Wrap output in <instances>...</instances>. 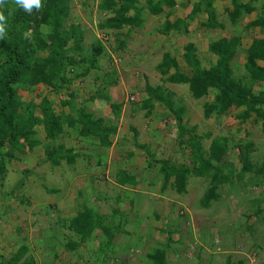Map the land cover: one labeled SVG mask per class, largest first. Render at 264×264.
<instances>
[{"label":"rangeland","instance_id":"rangeland-1","mask_svg":"<svg viewBox=\"0 0 264 264\" xmlns=\"http://www.w3.org/2000/svg\"><path fill=\"white\" fill-rule=\"evenodd\" d=\"M102 1L73 0L70 18L64 24V31H68L71 24L79 27L78 36L68 43L79 42L81 45L80 53H68L77 61V65L67 71L72 84L60 94L39 85L35 90L20 89L18 96L20 101L29 104L40 102L46 95L53 112L65 121L71 110L64 102L70 94H75L77 107L83 106L94 120L98 116L109 120L103 125L115 126L117 130L109 136L110 146H102L98 138L79 136L75 128L68 129L67 126L58 138L49 139L45 126L40 124L35 127L33 137L39 142L37 146L30 149L20 142V148L14 149L12 158L5 156L11 150L9 145L2 149L0 161L4 162L6 171L0 177V264H9L22 248L26 251L18 264L24 261L31 264H148V252L160 248L168 239L171 240L167 250L168 264H264V177L237 175L242 168L239 155L248 142L253 143V164L257 170L264 167L262 121L251 119L243 123L236 118L243 108L236 107L230 114H213L206 118L204 104L213 99V93L194 99L188 85L164 82L159 73V85L172 92L176 106H184L186 127L199 137L209 135L202 139L203 152H208L213 139H228V154L218 168L231 180V184L220 186L219 200L209 207L203 200L210 177L191 174L183 194L172 187L173 179L164 188L162 176L156 167L149 166L147 153L139 146L149 145L155 156L169 159L177 166L193 167L192 148L186 141L190 138L185 134L182 138L186 145H179L175 118L165 107L154 105L149 117L145 115L146 110L140 108L146 96L145 86L152 76L144 77V73L132 68L137 63H128L115 52L119 50L123 36L116 38L115 33V37L109 34L106 37L100 32V22L112 16L103 17L98 12ZM190 1L173 13L174 18L187 20V28L181 27L168 36L166 42L163 37L159 38V53L169 51L180 67L188 69L183 54L185 47L193 43L201 66L209 68L216 61L209 51L211 42L238 35L240 45L232 64L238 75L242 74L246 48L254 37L264 38L260 28L246 29L257 13L233 26L226 12L227 8H232L231 0H214L217 19L225 27L211 30L202 25L208 17L204 4L203 10L193 20H188L197 0ZM157 23L163 24L161 20ZM97 44L102 45L104 51L95 68L85 77L75 78L77 72L91 66L93 47ZM82 57L87 61L82 62ZM258 64L264 66V63ZM156 71V65L151 63L148 72ZM133 76L139 79L133 80ZM156 83L151 80L153 86L158 85ZM260 87L261 83L256 84L254 92ZM98 92L106 102L99 111H94L93 102L87 99ZM112 102L121 104V109L112 117L106 116ZM110 108L112 113V106ZM59 145L74 150L76 160L73 164L64 160L53 166L47 159V153ZM124 173L126 178H131L129 182L135 178L138 184H124ZM86 206L103 217V223L110 231H115L116 226L127 231L116 235L113 240L116 248L111 246L105 261L103 253L101 257L98 253L99 244L104 240L100 229H95L87 241L79 243L77 256L64 246L70 241H80L70 227V220Z\"/></svg>","mask_w":264,"mask_h":264},{"label":"trees","instance_id":"trees-1","mask_svg":"<svg viewBox=\"0 0 264 264\" xmlns=\"http://www.w3.org/2000/svg\"><path fill=\"white\" fill-rule=\"evenodd\" d=\"M73 0H44L43 7L39 12L35 9L33 14L29 15L23 10L16 9L10 18V32L6 40H0V154L7 145L11 147L5 153V156L12 158L14 149L20 148V142L32 149L39 144L33 139L36 135L35 127L43 124L49 139H56L61 135L67 126L75 128L82 137H96L102 146H110L109 136L117 130L115 126L103 125L102 119L94 120L93 116L82 106L77 107L74 101L75 94H70L69 99L64 105L70 107V114L66 120L57 116L51 107L48 97L45 95L40 102L25 103L20 101L18 92L20 89L35 90L39 85H44L49 92L60 94L62 89L70 86L72 80L67 78L69 67L77 65L76 58L69 56V52L80 53L81 45L74 42L69 45V41L78 36L79 27L69 25L70 29L64 31V24L70 18L71 5ZM214 0H198L192 6V11L188 20H193L195 15L202 11V4L207 13V20L202 25L211 30L223 29L225 25L218 21L217 14L213 7ZM232 8H227L228 19L233 26L243 21V19L253 13L257 17L246 25V29L260 28L264 31V0H231ZM8 8L14 7V0H7ZM136 0H103L98 8L107 14H112L99 25L101 30L118 29L123 25L139 26L141 20V9L136 6ZM163 5L172 8L176 5V0H159V3H149L147 9L153 14H159L163 10ZM134 9L136 15L133 18H126L125 14ZM7 11V9H6ZM186 19H178L174 23L166 22L165 28L161 31L168 35L170 32L179 30L181 27L187 28ZM41 25L48 29L47 35H42ZM31 30V37L24 38L23 33ZM240 45L238 35L214 40L209 45V51L216 57V61L209 67L201 66V60L196 53V47L193 43L185 47L183 54L184 61L188 69L180 67L176 58L166 52L159 63L158 71L162 75L164 82L188 85L189 91L194 99H202L213 93V99L204 104V115L210 118L211 115L230 114L233 107L243 108L236 114V118L243 123L251 119L255 122L262 121V131L264 132V38L254 37L250 46L246 48V62L244 72L238 75L232 64ZM103 46L97 44L93 47L91 66L84 68L81 73H76L75 78L85 77L91 69L95 67L98 57L102 54ZM41 53L45 54L44 56ZM87 61L82 57V62ZM72 69V68H70ZM173 70V72H172ZM261 86L259 91L254 92L256 84ZM145 90L148 99L141 102L140 108L146 110V116L152 115L154 102H159L160 106L165 107L170 112L176 122L179 130L180 146H185L186 141L190 143L191 161L193 167L187 165H176L169 159L155 156L149 145H140L139 147L146 151V160L150 167H156V170L163 178L164 188L173 179L172 187L177 193L186 192L188 178L191 174L199 177H210V184L206 189L203 204L206 207L211 206L214 201L219 200L218 190L221 185L231 184L229 176L221 174L218 164L223 163V159L228 154V139L218 137L212 140L208 152L202 151V139L205 136H197L194 131L188 129L183 123L184 106H176L172 100V92L166 91L163 85L152 86L146 84ZM100 100V92L87 100ZM112 113L115 114L121 109V104L112 103ZM40 110L37 113V110ZM22 111V115L19 112ZM165 113V112H163ZM254 117V119H253ZM66 125H65V123ZM188 134L189 140L182 137ZM253 143L248 142L244 145L243 152L240 153L242 168L238 177L251 175L264 177V167L257 170L251 158V149ZM205 154L208 157H205ZM47 159L58 166L60 162L66 161L73 164L76 160V154L72 148L64 149L59 145L56 150L47 153ZM5 164L0 161V177L5 173ZM124 178L125 173H124ZM123 179L124 184L137 185V180L132 178ZM259 213H261L259 211ZM70 227L75 231L80 241H70L65 244V248L77 256L79 243L87 241L95 229L103 231L104 240L99 244V257L103 253V260L114 247L113 240L119 232L127 231L122 226L114 227L115 231H110V227L105 226L103 217L89 207L70 220ZM132 234L128 235L131 236ZM171 240L160 248H154L147 254L148 264H168L167 250ZM116 247H114L115 249ZM110 250V251H109ZM26 248H22L19 253L9 261V264H18ZM106 251H108L106 253ZM230 263L231 260L229 259ZM21 264H31L30 261H24Z\"/></svg>","mask_w":264,"mask_h":264},{"label":"crops","instance_id":"crops-1","mask_svg":"<svg viewBox=\"0 0 264 264\" xmlns=\"http://www.w3.org/2000/svg\"><path fill=\"white\" fill-rule=\"evenodd\" d=\"M151 2L153 4H157V3H159V0H136L135 5L140 7L141 9H143V11H141L142 22L139 26L123 25V26L119 27L118 29H105V30H101L99 28V26H98V28H99L101 33L105 34V36L107 34H109V36L115 37V33L117 35L116 38H119V36H121V37L123 36V39H121V42L119 43V46H118L119 50L115 51V52H117L118 54L120 53V56L122 57V59H124V60L127 59L126 61L128 63H137L136 65H132V66H134L132 68L140 70L142 73H144V75H145V76L143 75L144 77L147 78V77L152 76L149 78V81H148L150 85H152L151 84L152 79H154L157 82L156 84L159 85V71L157 69L159 66V54H162L161 55V58H162V56L165 52H169V51H165V52L159 53V38L163 37L164 38L163 41L166 42V38L168 36H172L174 34V32L177 30L170 32L168 35L163 34L161 31L164 29L163 27L165 26L166 22L174 23L177 19H179L178 17L174 18L173 13L177 9H181V8L185 7L186 4H190L191 1L190 0H176V5L172 8L168 7L167 5H163V7H162L163 11L159 14H156V15L151 13V11L149 9H147V6ZM186 10H188V8ZM98 12L103 17H105L107 15V13H105V12L104 13L100 12V11H98ZM112 14L113 13H111V15ZM135 15H136V11L134 9H130L125 14V17L126 18H128V17L133 18ZM107 18H105L104 20H106ZM159 20H161L163 22L162 25L157 23ZM103 21L100 23H103ZM118 32H120V34H117ZM154 34H156V36H154ZM106 39L107 38H105V40ZM252 40H251V42H252ZM102 43H103V45L105 44L103 40H102ZM103 51H104V49H103ZM97 63H98V60H97ZM151 63L153 66L156 65L157 71L155 73L148 72V69L151 66ZM260 63H263V62H260ZM132 79L134 80L135 76H133ZM138 79H139V77H136L135 80L137 81ZM158 85H156V86H158ZM173 85H178V84H173ZM145 95L146 96L142 99V101L148 99V94H147L146 90H145ZM91 102H93V104H92L93 110L99 111L102 103H104L106 101L103 97H101L100 100L98 99V100L91 101ZM112 103H116V102H112ZM154 105L159 106V102H154ZM110 106H111V103L108 105L109 109L106 111V116L112 117L114 114L111 113ZM97 119H102L103 122L109 121V120H105V118L100 117V116H98ZM134 131L136 132V130H134Z\"/></svg>","mask_w":264,"mask_h":264},{"label":"clouds","instance_id":"clouds-1","mask_svg":"<svg viewBox=\"0 0 264 264\" xmlns=\"http://www.w3.org/2000/svg\"><path fill=\"white\" fill-rule=\"evenodd\" d=\"M43 2L44 0H14V7L8 8L7 0H0V40H6L9 37L10 18L16 9L32 15L34 9L37 12L41 10ZM41 33L42 35L48 34L46 26L41 25ZM31 34V30H28L23 33V36L27 39L31 37Z\"/></svg>","mask_w":264,"mask_h":264}]
</instances>
